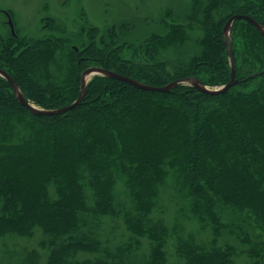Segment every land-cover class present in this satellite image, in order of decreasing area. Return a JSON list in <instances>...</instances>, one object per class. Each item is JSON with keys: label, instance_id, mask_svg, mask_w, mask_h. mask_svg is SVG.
I'll return each mask as SVG.
<instances>
[{"label": "trees", "instance_id": "obj_1", "mask_svg": "<svg viewBox=\"0 0 264 264\" xmlns=\"http://www.w3.org/2000/svg\"><path fill=\"white\" fill-rule=\"evenodd\" d=\"M182 2L181 14L159 9L154 32L140 30L130 17L119 21L121 32L93 24L71 31L61 19L44 18L46 36L0 41V67L46 109L72 104L81 73L91 66L155 86L184 77L229 83L223 27L237 13L264 26V0ZM241 25L246 53L240 61L233 48L238 83L224 93L191 85L154 92L97 75L73 109L36 115L0 75V238L41 231L44 264H122L148 237L147 264H168V227L154 214L162 186L175 181L174 192L189 197L186 210L214 232L210 246L180 238L183 264H239L240 253L246 264H264V237L253 235L259 227L264 232V35L243 19L233 30ZM251 30L257 31L253 41ZM188 46L190 55L175 65L164 58L171 48ZM225 209L239 220L225 221ZM248 210L259 227L244 222ZM107 218L123 220L128 241L115 248L105 241ZM226 227L244 248L220 244ZM26 257L19 264L41 262L37 248Z\"/></svg>", "mask_w": 264, "mask_h": 264}, {"label": "rangeland", "instance_id": "obj_2", "mask_svg": "<svg viewBox=\"0 0 264 264\" xmlns=\"http://www.w3.org/2000/svg\"><path fill=\"white\" fill-rule=\"evenodd\" d=\"M253 2L258 3L259 0H253ZM45 4H49V7H45ZM185 5L186 3L182 2V0H0V41L10 39L11 36L15 37L16 41L17 38L20 40L26 35L34 38L44 37L47 34V29H45L44 25L46 24V19L49 17L61 19L71 31L78 29L79 26L93 24L101 29L113 25L114 28L120 30V32L123 30V26L119 21L123 18L130 17L138 22V28L141 27L140 30L146 28L149 32H154L161 26V24L155 21L154 18L158 15L157 12L159 9L168 6L174 8L176 12H180L181 14ZM10 18L13 21L14 33L9 24ZM44 18L46 19L44 20ZM85 20L89 24H86ZM180 20L181 23L185 22L182 17ZM243 27L245 28V26L242 25L241 27L236 26L233 30L232 24L229 34L227 35H224L223 29V40L225 38L227 42L231 44L232 50L233 48L236 50V53L240 56V61L244 59L243 56L246 53L244 44L247 40V33L244 32ZM138 32L139 34H143L140 31ZM254 33L256 34L257 31L251 30L249 33L250 40L252 41L254 39ZM190 53L191 50L189 49V46L183 50L180 49V51L171 48L164 53V58H167V60L175 65L176 62L179 61L178 59L182 60V58L189 56ZM144 60L146 59L144 58ZM234 62L236 65L235 58ZM229 65L232 67L230 56ZM168 67L171 72L175 71L173 66L169 65ZM91 79L92 78H89V81ZM40 81L41 80L37 79V82ZM41 83L45 85L44 81ZM183 85L190 84L185 83ZM224 85L204 86L210 89H218ZM34 105L43 108L37 104ZM174 183L175 181H171L162 186L160 194L161 200L156 208L154 218L163 222L164 225L168 227L167 243L165 245L168 264H183L185 258L178 253L180 238L185 240L187 237L191 236L192 242L210 246V242L214 237V232L213 228L210 226L207 228L201 227L198 223V219L186 210L187 208H185V205H187V199L189 197L187 198L184 194L182 196L176 194L174 192L176 183ZM119 184L121 186L119 188L124 189L125 182H120ZM121 189L119 191L117 190L118 196L124 195V192L121 191ZM224 212L226 214L225 221L239 220L232 210H226ZM244 216L246 217L244 222L247 226L250 227L249 223H251L252 226L259 227L258 222H256V218L251 211L248 210L244 212L243 217ZM106 222L107 225L105 227L108 229V233L105 241L108 242V239L110 238L114 248L116 244H122L124 240L128 241L129 233L125 228L122 219L107 218ZM253 235L254 237H264V232L261 230V227H259L253 232ZM42 238L43 234L41 231H38L33 238H20L17 236L0 238V264H19L27 258V253L34 248L39 249L41 254L40 264H44L46 262L47 250L43 248L41 249L39 246V242ZM150 241L151 240L148 237L143 238V245H140L139 247L136 245L137 241H135V246L137 247L136 249L134 247V253H132L128 259H123L124 262H122V264H147L149 260L148 258L151 254L149 246ZM227 242L233 243L236 247L244 248L241 246L237 235L234 236V234L229 231V228L227 229L226 227L221 234L220 244L226 245ZM236 260L239 264H246V262L249 261L247 255L241 253L237 256Z\"/></svg>", "mask_w": 264, "mask_h": 264}, {"label": "water", "instance_id": "obj_3", "mask_svg": "<svg viewBox=\"0 0 264 264\" xmlns=\"http://www.w3.org/2000/svg\"><path fill=\"white\" fill-rule=\"evenodd\" d=\"M238 19H243V20H246L247 22L251 23L253 26H255L264 35V26L262 24H260L258 21H256L254 18H252L251 16L246 15V14H235V15L231 16V18H229V20L227 21V23L224 27V35L229 34V30H230L232 24L234 23L235 20H238ZM9 24L11 26L13 33H14V26H13V21L11 18L9 19ZM224 43L228 47V53H229V56L231 58L232 78H231V81L229 83L225 84L224 86H222L221 88H218V89H210V88L204 86L197 77H184V78L173 80L164 86H152V85H147V84L141 83L138 80H135L133 78L121 75L117 72L105 69V68L100 67V66H91V67L86 68L81 73V81H80L81 92H80L79 97L72 104L61 107V108H57V109H44V108L37 107L33 103H31L25 97V95L22 92L17 81L5 69H3L1 67H0V75L3 76L4 78H6L10 82V84L13 88V92H14L15 96L17 97V99L19 100V102L23 106L28 108L32 113H34L36 115L63 114V113L68 112L69 110L73 109L78 104H80L81 101L83 100L85 93H86V90H87L89 78H93L94 76H97V75L110 76V77L116 78L118 80H121L123 82L129 83V84H131V85H133L139 89L154 91V92H169L174 87H176L178 85H183L185 83H189L190 85L196 87L197 89H199L200 91H202L206 94H219V93L226 92L229 88H231L232 86H234L235 84L238 83V79L236 78L234 55H233L231 44H229V42H227V40L225 38H224Z\"/></svg>", "mask_w": 264, "mask_h": 264}]
</instances>
